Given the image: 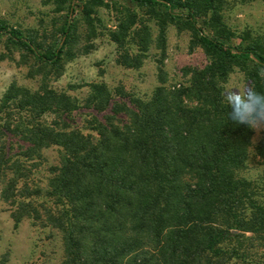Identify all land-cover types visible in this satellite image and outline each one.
Listing matches in <instances>:
<instances>
[{"label":"trees","instance_id":"16d2710c","mask_svg":"<svg viewBox=\"0 0 264 264\" xmlns=\"http://www.w3.org/2000/svg\"><path fill=\"white\" fill-rule=\"evenodd\" d=\"M51 2L63 21L42 34L0 21V47L32 59L45 77L37 90L13 83L0 99V200L14 229L30 220L57 231L63 264H254L252 251L264 248V188L240 173L255 133L229 118L223 97L236 70L249 94L264 92V38L238 36L226 23L236 0ZM110 3L130 6L119 8L108 34L118 66L140 70L153 45L162 66L169 27L189 33L191 50L201 48L208 64L186 70L188 84L178 88L166 86L160 67L149 100L88 85L83 106L94 114L85 134L71 122L79 101L46 78L63 75L81 27L87 41L99 37L98 11ZM148 23L158 28L156 41ZM51 148L60 162L43 189L35 177ZM255 153L264 162V137ZM8 263L5 255L0 264Z\"/></svg>","mask_w":264,"mask_h":264},{"label":"rangeland","instance_id":"374dc122","mask_svg":"<svg viewBox=\"0 0 264 264\" xmlns=\"http://www.w3.org/2000/svg\"><path fill=\"white\" fill-rule=\"evenodd\" d=\"M128 7L130 6L127 3L117 6L110 3L100 9L97 15L100 23L96 22L99 37L91 42L87 41L81 27L80 44L76 45L74 51L76 55L71 60L66 59L63 75L59 79H54V75L49 78L46 76L50 88L79 101L81 109L73 114L71 122L73 126L83 129L85 134L88 133L85 129L86 122L94 114L83 106L89 94L88 85L106 84L112 91L122 88L132 97L149 100L160 86V67L167 81L166 86L178 88L188 84L186 70L202 69L208 64L201 48L191 50L189 33H181L175 27H169L166 58L162 66L159 63L162 58L161 51L155 45L140 70H127L118 66L117 47L110 41L108 34L117 25L119 8L124 10ZM133 9L143 16L138 9ZM61 15L54 12V6L49 0H0V21L24 32L40 31L42 34L45 30H50L53 21H59ZM225 18L238 36L250 32L254 38H264V0H236L225 12ZM143 19L147 21L145 17ZM148 26L156 41L158 28L154 23H148ZM36 66L32 59L27 61L20 53L0 47V99L13 83L31 90L39 89L45 77L36 75ZM224 92L225 96L229 93L249 95L250 84L242 72L236 70L224 86ZM98 117L104 120L103 115ZM46 119L51 123L54 117L48 116ZM252 128L255 133L253 146L247 168L240 173V177L264 188V162L255 153L256 145L264 137V121L258 122ZM42 156L35 180L45 189L52 177L51 170L59 165L60 151L58 148H51L45 150ZM5 255H9L8 264H63V240L57 231L35 226L30 220L24 221L18 230L14 229L10 209L0 200V261ZM254 255V264H264V248L252 251V256Z\"/></svg>","mask_w":264,"mask_h":264},{"label":"clouds","instance_id":"9594fccd","mask_svg":"<svg viewBox=\"0 0 264 264\" xmlns=\"http://www.w3.org/2000/svg\"><path fill=\"white\" fill-rule=\"evenodd\" d=\"M264 92H255L241 96L229 93L223 97L230 111L229 118L239 124L254 126L258 122L264 121Z\"/></svg>","mask_w":264,"mask_h":264}]
</instances>
